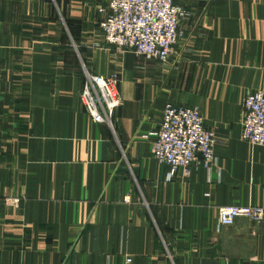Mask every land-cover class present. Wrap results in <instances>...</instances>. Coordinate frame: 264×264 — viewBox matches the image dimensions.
<instances>
[{"label":"crops","instance_id":"1","mask_svg":"<svg viewBox=\"0 0 264 264\" xmlns=\"http://www.w3.org/2000/svg\"><path fill=\"white\" fill-rule=\"evenodd\" d=\"M177 3L163 62L105 40L102 0H0V264H264V217L218 218L264 207V145L241 124L264 89V0ZM86 72L118 77L111 125L82 103ZM169 102L214 129L210 169L152 155Z\"/></svg>","mask_w":264,"mask_h":264},{"label":"built area","instance_id":"2","mask_svg":"<svg viewBox=\"0 0 264 264\" xmlns=\"http://www.w3.org/2000/svg\"><path fill=\"white\" fill-rule=\"evenodd\" d=\"M102 1L106 5L100 7L105 12L100 29L110 45L165 62L184 38L180 26L187 11L177 0ZM117 83L115 74L105 77L86 72L81 100L96 122L112 124L115 111L122 105ZM241 124L244 140L264 145V89L244 98ZM217 141L199 107L169 102L154 133L151 152L161 163L168 164L172 173L178 168L188 172L193 164L210 169L217 163ZM218 216L221 226L233 225L238 217L261 221L264 207L226 205L219 208Z\"/></svg>","mask_w":264,"mask_h":264}]
</instances>
